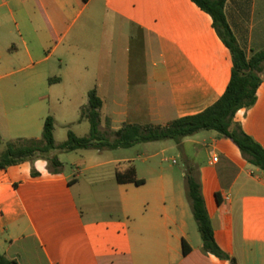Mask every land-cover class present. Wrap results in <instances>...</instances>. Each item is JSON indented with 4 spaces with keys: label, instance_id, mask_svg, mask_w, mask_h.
I'll return each mask as SVG.
<instances>
[{
    "label": "crops",
    "instance_id": "obj_1",
    "mask_svg": "<svg viewBox=\"0 0 264 264\" xmlns=\"http://www.w3.org/2000/svg\"><path fill=\"white\" fill-rule=\"evenodd\" d=\"M225 13L249 57L264 50V0H228ZM13 19L32 39V46L24 41L32 62L40 48L54 43L50 56L56 53L64 70L59 83L68 86L65 99L83 85L93 86L88 92L97 89L101 118L106 111L113 132L199 114L231 81V52L212 17L192 0H13ZM262 78L257 103L240 110L235 122L264 147V72ZM16 85L0 83V134H11L8 141L24 139H14L13 132H26L32 120L26 96L13 94ZM195 136L179 146L206 148L199 180L217 244L236 264H264V171L231 140L217 133L202 142ZM122 161L130 160L112 162ZM90 162L81 159L71 174L65 167L51 174L44 160L0 171L1 255L16 264H232L204 251L183 178L136 176L145 183L119 184L116 175L131 168L126 166L115 176L84 181L83 172L104 164ZM99 184L113 198L96 206L85 187Z\"/></svg>",
    "mask_w": 264,
    "mask_h": 264
},
{
    "label": "trees",
    "instance_id": "obj_2",
    "mask_svg": "<svg viewBox=\"0 0 264 264\" xmlns=\"http://www.w3.org/2000/svg\"><path fill=\"white\" fill-rule=\"evenodd\" d=\"M192 1L212 17L214 29L230 50L233 58L230 84L225 94L215 104L199 114L176 119L167 126L127 124L115 132L114 140H110L100 130L103 100L94 88L88 94V107L82 112V119L89 120L91 124L89 137L80 138L74 132L69 131L67 141L58 147L55 139V119L52 116L45 120L41 139H19L4 143L0 134V171L24 163L34 164L38 160H44L51 174H60L65 166L56 154L57 150L75 152L130 149L140 144L162 141H174L181 144L184 139L201 132H216L231 140L251 165L264 171V147L245 133L241 124L235 122V116L240 110L251 109L257 103V93L263 83L264 50L254 52L249 57L240 47L226 17L225 7L228 0ZM55 81L59 82L60 79L56 78ZM3 145H5L4 150H2ZM32 175L38 177L40 174L33 168ZM116 178L119 184L132 183L141 186L145 183L143 180H137L134 167L124 174L117 173ZM185 178L188 198L202 236L204 251L236 264L235 260L216 242L199 175L188 173ZM218 200L220 203L219 196ZM190 252L191 248L184 243V254L188 255ZM0 264L16 263L0 254Z\"/></svg>",
    "mask_w": 264,
    "mask_h": 264
},
{
    "label": "rangeland",
    "instance_id": "obj_3",
    "mask_svg": "<svg viewBox=\"0 0 264 264\" xmlns=\"http://www.w3.org/2000/svg\"><path fill=\"white\" fill-rule=\"evenodd\" d=\"M17 21H19L18 18ZM20 30L22 34H20ZM31 40L23 27L18 28L16 20L13 19V0H0V76H3L0 83L6 81L17 83L14 86L13 94L26 96L30 112L28 118L29 116L32 118L29 122V129L26 132H13V138L41 139L45 120L49 116L55 119V139L58 147L67 141L69 131L74 132L80 138L89 137L91 124L89 120L82 119V112L88 107V89L93 86L83 85L79 87L80 92L78 91L70 98L65 99L62 89L68 88V86L55 81L56 78L61 79L64 70L60 66L58 55L55 53L50 56L54 43L50 41L48 45L40 48L38 53L34 54L32 62L28 58V46L24 43L26 41L32 46ZM48 56L50 57L46 58ZM29 81H33L35 85H24ZM100 130L108 139H115L111 119L107 116L106 111L103 114ZM209 133L216 134V132H203L195 138L202 142L203 137ZM25 134L27 136H24ZM10 135L8 132H4V138L2 137L4 143L10 140ZM4 148L3 145L2 149L4 150ZM56 154L64 163L68 174L73 172V168L80 163L81 159H91L90 163L93 164L104 163L96 172H83L81 176L84 181H91V176H108V178L115 176L117 167L124 168L126 166L134 167L137 170L136 176H174L177 181H181L182 178L186 181L184 176L188 173L198 176V165L202 166L208 159L206 148L203 145L181 147L174 141L144 143L130 149L118 150H80L75 152L57 150ZM126 158L130 161H122L121 164L112 162L116 159L124 160ZM104 184L105 188H109V182ZM82 186L85 185L82 184ZM101 186L99 184L93 188L94 190L85 187V192L95 195L92 196V201L96 203V206L113 198V194L104 191Z\"/></svg>",
    "mask_w": 264,
    "mask_h": 264
},
{
    "label": "clouds",
    "instance_id": "obj_4",
    "mask_svg": "<svg viewBox=\"0 0 264 264\" xmlns=\"http://www.w3.org/2000/svg\"><path fill=\"white\" fill-rule=\"evenodd\" d=\"M37 170L38 171H40L43 175H45V176H47L48 175V173L45 171V169H44V166H43V164H41V163H37ZM24 171H25V173L27 174L30 170L29 169H27V168H25L24 169Z\"/></svg>",
    "mask_w": 264,
    "mask_h": 264
},
{
    "label": "built area",
    "instance_id": "obj_5",
    "mask_svg": "<svg viewBox=\"0 0 264 264\" xmlns=\"http://www.w3.org/2000/svg\"><path fill=\"white\" fill-rule=\"evenodd\" d=\"M217 160H218V158L216 157V158H215V161H217Z\"/></svg>",
    "mask_w": 264,
    "mask_h": 264
}]
</instances>
